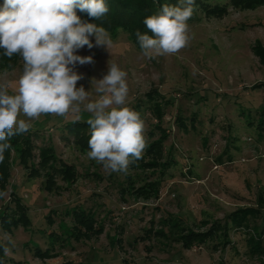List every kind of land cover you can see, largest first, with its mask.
<instances>
[{"label":"rangeland","instance_id":"374dc122","mask_svg":"<svg viewBox=\"0 0 264 264\" xmlns=\"http://www.w3.org/2000/svg\"><path fill=\"white\" fill-rule=\"evenodd\" d=\"M207 2L224 11L195 7L187 21L193 38L174 55L149 60L122 29L108 32L109 51L84 46L76 53L93 57L74 69L90 100L98 98L91 81L107 74L109 60L128 74L126 105L143 119L147 147L127 173H110L88 159L90 149L63 130L90 113L19 117L31 124L28 133L39 132L31 136L32 167L20 163L17 148L9 152L0 216H16V198L29 222L8 230L0 222V247L10 249L6 264H264V222L250 214L237 220L242 209L264 211V1L250 7ZM21 74L22 60L13 70L0 66L9 94ZM155 116H162L163 138ZM157 142L154 159L147 150ZM49 149L56 161L39 167L41 151ZM152 159L158 165L148 168ZM60 161L74 167L73 182L49 170ZM150 182L158 183L157 192ZM74 214L93 218L102 233L77 237ZM166 219L179 223L173 234L162 233ZM216 222L220 230L210 241L190 249L175 237L190 230L207 235Z\"/></svg>","mask_w":264,"mask_h":264},{"label":"clouds","instance_id":"9594fccd","mask_svg":"<svg viewBox=\"0 0 264 264\" xmlns=\"http://www.w3.org/2000/svg\"><path fill=\"white\" fill-rule=\"evenodd\" d=\"M194 5L195 0H180L177 6L165 4L158 14L144 19L152 35L137 30L136 37L145 58L174 55L190 44L193 37L187 21ZM77 10L100 20L109 7L105 0H3L0 49L8 58L21 57L22 74L14 94H9L7 79L0 82V162L12 148L10 138L31 127L19 119L21 115L31 121L41 115L65 116L83 110L90 113L86 121L90 129L88 159L110 173H127L129 164L141 159L147 147L145 124L126 105L128 74L115 62L109 60L107 74L91 81L97 99L90 100L89 91L77 87L83 77L74 70L76 65L93 62L92 56L77 55V51L84 46H103L109 51L112 46L106 29L82 21ZM90 36L95 37V45ZM3 251L7 256L10 249L5 245Z\"/></svg>","mask_w":264,"mask_h":264},{"label":"trees","instance_id":"16d2710c","mask_svg":"<svg viewBox=\"0 0 264 264\" xmlns=\"http://www.w3.org/2000/svg\"><path fill=\"white\" fill-rule=\"evenodd\" d=\"M208 0H195V7L202 6L207 10L208 12L220 14L222 11L221 8H211L208 5ZM264 0H230V2L235 6H244V7H250L255 4L262 3ZM105 3L109 7V12L105 17L102 19H94L88 16L86 12H80L77 10V15L80 16L81 20L87 23H94L98 26H102L106 29L107 32L114 33L119 29L124 30L129 38L138 44L136 32L139 30L141 33H147L149 35H152V33L146 28L143 21L146 17L154 14H158L161 10L162 6L167 4L169 6H177L180 3V0H105ZM3 5V0H0V6ZM22 60L19 55H14L12 58H8L4 55V50L0 49V66L5 70H13L15 69L19 61ZM159 107H155L154 110L158 109ZM159 123L156 127H154V130H160L161 138L164 137L163 135V128L160 126V122L162 120V116H155ZM86 120H79V119H72L67 122H65V126L63 127V130L67 133H70L74 135L75 142L83 149H89L88 148V140L90 139V129L89 125L86 123ZM39 130H35L34 132H26L23 134L16 135L12 138H10L9 143H11L12 148H17L16 151L19 153V161L22 165L25 167H32L30 164V158L32 157V133L36 134ZM150 135H152V131H150ZM163 140H160V142ZM160 142L153 143L148 147L147 152L149 153V156L151 153L153 154L152 158L158 159L159 152V144ZM11 148V149H12ZM157 148V149H156ZM6 150L4 153V160L3 162H0V191L4 189L6 185V181L9 174V166H8V157L10 150ZM160 153V152H159ZM40 157V166L42 168H46L47 165L51 162H53L54 155L52 153V150L49 149L47 151L42 150ZM151 161L147 162L148 168L156 167L158 165L157 162ZM56 161V160H55ZM59 166L56 168L55 163H53L52 166L48 167L50 171L59 172L62 175V178L68 181L73 182L76 179V171L74 170V167L72 165H67L66 163L59 162ZM163 167H167L166 164L163 165ZM32 174H36L37 171H39L38 168L31 170ZM59 174V175H60ZM52 173L49 172L46 174V182H45V188L51 189L52 186L55 185L54 178L51 177ZM149 186H154L155 190L157 192V186L158 183L156 182H150ZM137 191L142 192L143 190L138 189ZM147 197V196H146ZM17 201L16 204V216L8 217L7 215L0 216V222L2 227L6 228L7 230L10 229V227H16L19 223L25 224L26 222H29L28 215L26 213V209L21 206L18 199L15 198ZM250 209V208H249ZM240 214L241 215L238 221L239 224L244 223L245 220H243L246 217H248V214L250 216H254L255 220L260 219L262 222H264V211L261 210L257 211L251 209L250 211L247 209H242ZM251 213H249V212ZM75 215V221H76V234L78 237V234L85 238H90L93 235H99L102 233V228H94V222L93 218H88L84 215L80 214H74ZM237 218V215H234ZM167 222L164 223L163 231L165 235H168V231L172 234L174 233V227H178L179 223H173L171 219H166ZM171 223V226L169 225ZM216 224V225H214ZM212 228L206 231L207 235H201L198 232H193L190 230L187 234H181L177 237V240H181L182 246L185 249H190L195 243L200 244L207 241H210L212 236L216 234L220 230V225L214 223ZM181 227V226H180ZM81 229L84 231L82 232ZM167 229V232L164 230ZM180 238V239H179ZM257 244H255L256 246ZM38 255L42 256L41 252L37 251ZM0 264H6L5 256L3 247H0ZM13 264H20V263H13ZM64 264H71L69 262H66Z\"/></svg>","mask_w":264,"mask_h":264}]
</instances>
